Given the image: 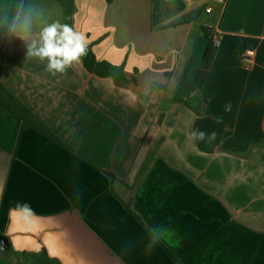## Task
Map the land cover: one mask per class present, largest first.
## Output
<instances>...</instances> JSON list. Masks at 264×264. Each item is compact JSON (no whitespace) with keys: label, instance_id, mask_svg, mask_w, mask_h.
<instances>
[{"label":"crops","instance_id":"0c3cea01","mask_svg":"<svg viewBox=\"0 0 264 264\" xmlns=\"http://www.w3.org/2000/svg\"><path fill=\"white\" fill-rule=\"evenodd\" d=\"M0 6V83L84 158L0 105V235L10 241L0 264H264V0ZM29 7L84 33L125 80L99 77L83 59L52 75L47 61L26 58L4 25ZM204 28L221 45L198 115L184 100L209 46ZM195 130L216 139L190 140Z\"/></svg>","mask_w":264,"mask_h":264},{"label":"clouds","instance_id":"9594fccd","mask_svg":"<svg viewBox=\"0 0 264 264\" xmlns=\"http://www.w3.org/2000/svg\"><path fill=\"white\" fill-rule=\"evenodd\" d=\"M4 27L24 42L27 48L26 58L47 61L46 71L52 75L65 73L69 67L74 63L79 64L82 57L87 55L88 40L84 33L74 30L67 23H61L59 19L48 22L43 12L34 7L20 12L18 18H13L12 23H6ZM36 28H39L38 33H35ZM230 110L231 107L226 106L225 111ZM206 135L203 131L195 130L188 138L204 141ZM216 135V132L207 135L208 142L215 140ZM22 212L29 217L35 215L27 204L23 205ZM152 249L150 248L149 252Z\"/></svg>","mask_w":264,"mask_h":264},{"label":"trees","instance_id":"16d2710c","mask_svg":"<svg viewBox=\"0 0 264 264\" xmlns=\"http://www.w3.org/2000/svg\"><path fill=\"white\" fill-rule=\"evenodd\" d=\"M203 32L205 34L206 39L209 40V46L204 54L202 64L194 81L192 94L184 100L185 104L191 107L192 109H194L198 115H203L208 108V101L210 97L204 92V85L217 53V48L214 46L213 34H211L210 31L205 28L203 29ZM82 59L84 60L86 68L90 72L96 74L99 77L102 78L111 77L116 81L125 80L122 67H116L106 62H98L91 48H88L87 55L82 57ZM194 101H198L199 104L197 106H192ZM0 105L8 109L10 112L18 115L21 118V120L23 121V129L32 128L33 130L43 135L44 137L48 138L50 141L54 142L60 147L84 159L80 154H78L77 152L73 151L68 146L60 142L58 138L55 135H53L31 112H29L26 108L20 105L14 99V97L2 86L1 83H0ZM11 105H15L16 107H18L19 112L13 111ZM123 204L126 207L129 214L133 215L134 217H136L138 220L141 221L140 217L134 211L132 203L123 202ZM163 247L170 255V257L175 259L172 253L165 246Z\"/></svg>","mask_w":264,"mask_h":264},{"label":"built area","instance_id":"2783aa9c","mask_svg":"<svg viewBox=\"0 0 264 264\" xmlns=\"http://www.w3.org/2000/svg\"><path fill=\"white\" fill-rule=\"evenodd\" d=\"M191 1V0H189ZM203 1V0H201ZM217 2L221 5H224L225 4V0H217ZM205 12L207 14H211L213 12V8L211 5H209ZM213 41H214V46L216 48H219L220 45H221V36L219 33H216L213 35ZM255 59H256V51L255 49H246L242 55V62L244 64L245 67L247 68H251L255 65Z\"/></svg>","mask_w":264,"mask_h":264},{"label":"water","instance_id":"95a60500","mask_svg":"<svg viewBox=\"0 0 264 264\" xmlns=\"http://www.w3.org/2000/svg\"><path fill=\"white\" fill-rule=\"evenodd\" d=\"M10 248V241L7 237L0 235V249L7 251Z\"/></svg>","mask_w":264,"mask_h":264}]
</instances>
